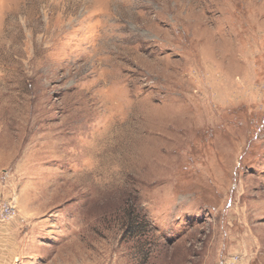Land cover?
Instances as JSON below:
<instances>
[{"label": "rangeland", "instance_id": "obj_1", "mask_svg": "<svg viewBox=\"0 0 264 264\" xmlns=\"http://www.w3.org/2000/svg\"><path fill=\"white\" fill-rule=\"evenodd\" d=\"M3 205L0 264H264V0H0Z\"/></svg>", "mask_w": 264, "mask_h": 264}, {"label": "trees", "instance_id": "obj_2", "mask_svg": "<svg viewBox=\"0 0 264 264\" xmlns=\"http://www.w3.org/2000/svg\"><path fill=\"white\" fill-rule=\"evenodd\" d=\"M133 211L134 210H132V211H130L128 213V217H127L128 218L127 219L128 226H127L126 230H129V228H131L132 226H133L132 229H135V227L138 226V225H136L137 224V220H138V215H137V213L134 214Z\"/></svg>", "mask_w": 264, "mask_h": 264}, {"label": "built area", "instance_id": "obj_3", "mask_svg": "<svg viewBox=\"0 0 264 264\" xmlns=\"http://www.w3.org/2000/svg\"><path fill=\"white\" fill-rule=\"evenodd\" d=\"M13 207L10 206V205H3L1 208H0V215L1 217L4 219V218H9L12 216L13 214Z\"/></svg>", "mask_w": 264, "mask_h": 264}]
</instances>
